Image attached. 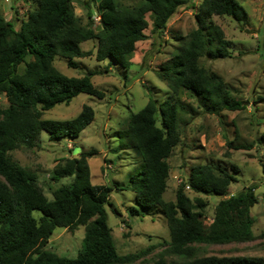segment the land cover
<instances>
[{
    "label": "trees",
    "instance_id": "trees-1",
    "mask_svg": "<svg viewBox=\"0 0 264 264\" xmlns=\"http://www.w3.org/2000/svg\"><path fill=\"white\" fill-rule=\"evenodd\" d=\"M192 2L141 0L135 6H125L117 0H98V30L92 13L88 23L82 24L74 12V0H38L36 9L21 20L19 30L0 14V264H131L136 260V255L123 256L117 251L106 212L113 188L92 184L88 158L94 153L67 159L53 171L52 181L73 178V182L57 188L51 199L37 173L21 166L11 154L38 147L42 132H47L52 142L78 139L94 122L95 111L89 105L70 120L43 118L45 112L60 104L69 105L80 94L104 98L93 85L94 73L68 77L55 67L56 57L65 58L69 68L77 69V59L92 55L81 45L96 40L98 62L109 60L110 65L129 70L136 45L149 38L145 33L149 28L147 15H151L152 33L162 36L177 11ZM245 14L237 0H204L196 15L198 28L183 40L159 73L175 92L185 90L203 100L209 114L245 109L244 103L231 96L222 78L198 64L205 56L215 60L229 57L230 42L212 18L228 16L241 22ZM2 97L6 106L1 105ZM182 110L178 103L167 100L159 104L150 97L142 110L129 117L125 136L145 166L141 177L130 178L122 189L135 195L129 216H146L159 209L170 233L166 254L180 264H264L263 259L201 256L202 246L256 238L251 212L258 203L257 187L229 195L230 186L238 182V169L232 173L220 165L192 169L188 186L195 193L227 197L218 203L208 225L206 203L191 199L185 193V183L179 187L175 202L164 200L171 169L168 159L181 141ZM260 143L264 144V133ZM252 146L237 145L234 149L250 150ZM261 168L264 178V164ZM36 211L41 213L39 218L34 216ZM80 226L85 227V233L76 258L46 248L56 229L74 231Z\"/></svg>",
    "mask_w": 264,
    "mask_h": 264
},
{
    "label": "rangeland",
    "instance_id": "rangeland-1",
    "mask_svg": "<svg viewBox=\"0 0 264 264\" xmlns=\"http://www.w3.org/2000/svg\"><path fill=\"white\" fill-rule=\"evenodd\" d=\"M38 0H0V14L15 24L19 30L21 20L37 7ZM125 6H135L141 0H117ZM204 0H193L181 7L173 16L162 36L152 33L151 15H147L148 39L139 42L132 58V67L125 70L106 60L98 62L96 40L81 45L91 56L77 59V69L69 68L67 60L56 57L55 67L68 77H83L94 73L93 85L104 93L99 99L80 94L69 105L60 104L45 112L44 119L70 120L78 116L85 105L95 111L94 122L75 140L64 139L52 142L47 132H42L40 144L34 149L21 148L11 157L21 166L37 173L39 182L48 198L53 192L73 182L65 178L51 180L53 171L65 164L67 159L79 158L85 152L94 153L88 158L93 185L112 187L106 212L112 229L117 251L120 255H136L131 264H180L166 254L170 233L168 223L159 209L146 216H129V207L135 206L133 192L122 191L132 177H141L145 169L141 157L130 148L125 136L128 119L149 102L150 97L159 104L170 100L183 106L179 112L181 141L168 159L170 176L164 194L166 202H175L179 187L185 183V193L191 198H200L206 203L205 223L212 222L215 209L227 197L197 194L189 186L192 169L202 165H214L230 173L238 169V182L229 188V195H236L245 187L254 185L258 203L252 209L256 223L252 229L255 239L249 242L202 246L201 256L247 257L264 260V0H237L245 11L241 22L228 16H214L212 21L219 26L230 42L229 57L212 59L202 57L199 67L216 74L227 84L231 96L244 103L245 109L224 110L220 115L205 111L203 100L185 90L174 91L166 80L159 76L162 67L168 65L181 43L198 28L196 15ZM98 0H74V12L88 23V14H93L94 28ZM1 105L7 100L2 97ZM237 145H253L252 149H234ZM118 185V186H116ZM39 218L41 213L36 211ZM85 227L74 231L56 229L47 249L60 256L76 258L84 238ZM150 248V250H147Z\"/></svg>",
    "mask_w": 264,
    "mask_h": 264
},
{
    "label": "built area",
    "instance_id": "built-area-1",
    "mask_svg": "<svg viewBox=\"0 0 264 264\" xmlns=\"http://www.w3.org/2000/svg\"><path fill=\"white\" fill-rule=\"evenodd\" d=\"M96 20H97L98 22H100V17L98 16V17L96 18Z\"/></svg>",
    "mask_w": 264,
    "mask_h": 264
}]
</instances>
